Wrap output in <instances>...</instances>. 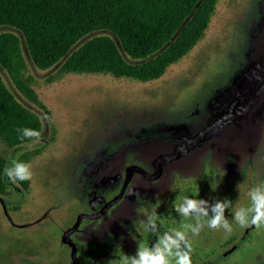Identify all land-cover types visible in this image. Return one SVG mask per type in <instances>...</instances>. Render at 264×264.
<instances>
[{"label":"rangeland","instance_id":"rangeland-1","mask_svg":"<svg viewBox=\"0 0 264 264\" xmlns=\"http://www.w3.org/2000/svg\"><path fill=\"white\" fill-rule=\"evenodd\" d=\"M3 33L19 36L9 27H0ZM99 36L111 37L131 63L109 32L89 35L46 71L26 56L50 117L22 98L0 67L10 92L42 122L39 139L17 151L41 153L28 163L29 191L10 183L11 195L0 196V264H74V252L79 264H122L125 256L131 264L141 245L157 254L164 230L175 238L172 229L198 221L200 233L186 235L192 264H264V226L240 227L229 211L250 205L246 192H264V0H219L200 43L155 82L59 73ZM2 153L17 157L0 142ZM153 174L161 177L134 194V182ZM198 178L207 184L193 189L194 199L206 201L200 207L207 215L190 210L185 219L173 205L192 188L186 180ZM217 199L232 201L224 211L231 232L208 228ZM145 201L171 212L160 209L168 222L157 213L140 234ZM75 232L92 239L83 246L96 252H77Z\"/></svg>","mask_w":264,"mask_h":264},{"label":"trees","instance_id":"trees-1","mask_svg":"<svg viewBox=\"0 0 264 264\" xmlns=\"http://www.w3.org/2000/svg\"><path fill=\"white\" fill-rule=\"evenodd\" d=\"M218 1L0 0V27H9L19 34H0V67L21 97L50 117V112L33 89V77L27 74L26 56L37 69L46 71L59 65L89 35L109 32L116 37L131 63L122 56L111 37L99 36L80 46L61 65L59 73L110 75L116 79L155 82L200 43L210 27ZM24 128L36 130L39 137L42 134L40 118L19 103L0 76V142L6 152L17 155L16 159L9 160L4 153L0 154L1 197L11 195L10 183L29 191V180L13 182L4 173L5 168L12 167L13 162L28 164L32 157L41 154L38 150L17 152L39 139L23 138ZM160 177L153 174L149 179L136 183L142 182L146 191L150 182ZM203 179H189L192 188L186 191L184 197L189 195L194 199L193 189L207 184ZM248 187H252L249 182L244 185L245 191H248ZM247 193L249 191L244 196ZM155 206L144 202L142 212L148 220L137 226L135 232H145L143 225L155 215ZM158 207V216L167 223L168 219L160 209L169 214L171 207L168 210L165 203ZM140 239H143L142 235Z\"/></svg>","mask_w":264,"mask_h":264},{"label":"clouds","instance_id":"clouds-1","mask_svg":"<svg viewBox=\"0 0 264 264\" xmlns=\"http://www.w3.org/2000/svg\"><path fill=\"white\" fill-rule=\"evenodd\" d=\"M22 131L23 138L39 137V132L34 129L24 128ZM4 173L13 182L29 180L32 175L30 166L23 162H13L12 167L5 168ZM248 195L250 197V205L239 209H235L234 207L229 208V205L232 204L231 200H228L226 203L217 199L213 205V211L216 214L208 220V228H222L226 232L232 231V224L229 223L224 215L226 208H229V211L233 214V222L240 227L254 225L259 228L264 226V192L252 189ZM205 203L206 201L203 200L184 197L182 203H174L173 206L180 212L182 217L188 219L190 210L202 212L206 216V210L200 207V205ZM143 227L145 231L149 230L148 224H144ZM171 232L174 233L175 238L167 235L165 239H161L157 245L158 251L155 255L147 250V246L141 245L139 259L133 258L131 264H172L171 257H175L174 264H192V245L186 239V235L188 232H191L193 235L200 233L199 221L195 227L192 223H186L181 225V230L172 229ZM122 264H129V258L127 256L122 258Z\"/></svg>","mask_w":264,"mask_h":264},{"label":"flooded vegetation","instance_id":"flooded-vegetation-1","mask_svg":"<svg viewBox=\"0 0 264 264\" xmlns=\"http://www.w3.org/2000/svg\"><path fill=\"white\" fill-rule=\"evenodd\" d=\"M189 180V179H188ZM188 180H186V181H188ZM137 181H141V179L140 178H138L137 179ZM130 182V181H129ZM127 186H128V184L126 185V188H127ZM140 186H142V188L139 190V189H137L138 187H139V185L138 184H135L133 187H132V190H133V192H134V194L136 193H139L141 190L142 191H145L144 189H145V187L143 186V184L142 185H140ZM123 187V186H122ZM121 187V188H122ZM125 190V189H124ZM147 191V190H146ZM146 202V201H145ZM151 204H153V205H156L155 207H154V214H157L158 212H159V210L158 211H155V208L156 209H158V205H159V203L160 202H158V201H154V202H150ZM143 205H144V203H143ZM142 210H143V208H142ZM141 213H143L142 211H141ZM144 214V213H143ZM128 219V215H127V217H126V219L125 220H127ZM136 230V229H135ZM158 230L160 231V232H162L163 230H164V226L163 225H160L159 223H158ZM76 234H75V238H74V243H75V246H76V250H77V252H78V250L80 251V250H82V251H86L85 249H84V244H86V242H88V243H91V242H93V240L91 239V240H88L86 237H84V236H80V234L78 233V232H75ZM164 234H165V236H167V235H169V231L168 230H164ZM100 239V238H99ZM83 243V244H82ZM99 249V248H98ZM101 249V248H100ZM100 249H99V251H100ZM86 252H96V248H94V249H92V250H88V251H86ZM154 255H155V253H153ZM78 263V262H77Z\"/></svg>","mask_w":264,"mask_h":264},{"label":"water","instance_id":"water-1","mask_svg":"<svg viewBox=\"0 0 264 264\" xmlns=\"http://www.w3.org/2000/svg\"><path fill=\"white\" fill-rule=\"evenodd\" d=\"M73 258H74V264H78L77 261L75 260V252H74Z\"/></svg>","mask_w":264,"mask_h":264}]
</instances>
